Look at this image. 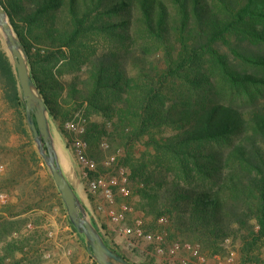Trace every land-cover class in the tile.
<instances>
[{
	"label": "trees",
	"instance_id": "16d2710c",
	"mask_svg": "<svg viewBox=\"0 0 264 264\" xmlns=\"http://www.w3.org/2000/svg\"><path fill=\"white\" fill-rule=\"evenodd\" d=\"M0 4L49 119L63 132L62 123L79 113L80 136L97 162L101 141L108 152L123 149L109 155L127 168L138 210L165 218L169 237L195 241L207 255L222 253L231 238L239 242L238 264H264V0ZM0 91L15 129L32 144L1 36ZM15 151L22 166L43 162L33 148ZM50 188L76 232L53 182ZM92 223L129 261L104 225ZM18 225L16 215H0V264L33 263L24 256L30 236L7 239Z\"/></svg>",
	"mask_w": 264,
	"mask_h": 264
},
{
	"label": "rangeland",
	"instance_id": "374dc122",
	"mask_svg": "<svg viewBox=\"0 0 264 264\" xmlns=\"http://www.w3.org/2000/svg\"><path fill=\"white\" fill-rule=\"evenodd\" d=\"M90 119L96 122L102 121V118L97 115H93ZM64 123L65 121L61 125L63 133L54 121H49L55 147L64 163V173L88 211L90 219L99 226L100 224L104 225V233L109 240H112L116 249L131 264L194 263L195 259L189 252L179 250L171 257H167L165 254L159 255L154 251L153 246L146 241L123 236L118 232L114 233L110 230L112 227L110 223L105 226V219L94 213L92 199L80 178L79 165L70 152L71 140L77 136V133L67 129ZM106 143L108 142L106 141ZM22 146H24L25 152L31 148L35 149L34 143L29 145L28 139L15 129L14 110L5 102L0 91V164L3 166L0 172V192L7 197L4 203H0V215L3 217L16 215V219L19 220V225L7 236V239L21 235L30 236L35 245L33 243L26 245L24 250L27 255L24 256L31 257L32 264H92L83 242L78 238L79 235L71 230L65 222L64 213L56 201L54 190L50 188V182L53 181L47 167L43 162L38 165L30 162L29 166H22L15 151ZM110 153L121 156L123 149L117 148L114 151L111 149L109 152L103 149L101 161L97 162L98 165ZM117 200L123 199L117 197ZM126 200L133 207L135 213L141 217L147 230L163 235V245L168 246L173 242L190 243L196 246L199 253L205 257L202 264H228L229 259V264H238V241L226 238L223 242L224 251L222 253L207 255L201 251L200 245L195 241L179 235L169 237L166 219L164 218V221L159 223L154 221L152 215L138 210L136 208L137 197L130 195ZM17 256L20 254L17 253Z\"/></svg>",
	"mask_w": 264,
	"mask_h": 264
},
{
	"label": "water",
	"instance_id": "95a60500",
	"mask_svg": "<svg viewBox=\"0 0 264 264\" xmlns=\"http://www.w3.org/2000/svg\"><path fill=\"white\" fill-rule=\"evenodd\" d=\"M0 34L5 51L14 65L25 120L31 132L35 150L47 167L67 219L76 232L82 236L88 254L97 264H131L104 241L66 177L50 131V119L46 105L29 72L27 53L1 4Z\"/></svg>",
	"mask_w": 264,
	"mask_h": 264
},
{
	"label": "built area",
	"instance_id": "2783aa9c",
	"mask_svg": "<svg viewBox=\"0 0 264 264\" xmlns=\"http://www.w3.org/2000/svg\"><path fill=\"white\" fill-rule=\"evenodd\" d=\"M64 125L70 131L77 133V136L71 140L70 152L79 165L80 178L92 199L94 213L105 219V226L110 223L112 225L110 230L114 233L118 232L123 236L146 241L159 255L165 254L171 257L181 250L189 252L195 259L192 264H202L205 261V257L199 253L196 246L187 242L163 245V235L159 232H151L144 227L141 217L126 200L131 195L126 168L121 164L113 165L114 155H109L102 161L109 171L100 172L97 161L87 153V142L80 136L84 131L85 119L79 113H75L72 118L66 120ZM100 146L106 149L108 145L105 141H101ZM2 169L3 166L0 164V172ZM117 197L123 200L118 201ZM6 198V195L0 192V203H4ZM157 221L162 223L164 218L161 217Z\"/></svg>",
	"mask_w": 264,
	"mask_h": 264
},
{
	"label": "crops",
	"instance_id": "0c3cea01",
	"mask_svg": "<svg viewBox=\"0 0 264 264\" xmlns=\"http://www.w3.org/2000/svg\"><path fill=\"white\" fill-rule=\"evenodd\" d=\"M59 161H60L61 167H62V169H63V171H64V167H63V164H64V163L62 162L60 155H59Z\"/></svg>",
	"mask_w": 264,
	"mask_h": 264
}]
</instances>
